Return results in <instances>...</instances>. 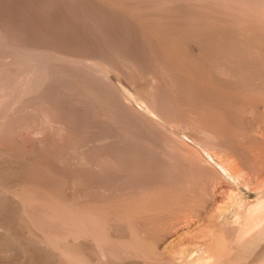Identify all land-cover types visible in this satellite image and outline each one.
I'll use <instances>...</instances> for the list:
<instances>
[{"label":"bare ground","instance_id":"bare-ground-1","mask_svg":"<svg viewBox=\"0 0 264 264\" xmlns=\"http://www.w3.org/2000/svg\"><path fill=\"white\" fill-rule=\"evenodd\" d=\"M0 264H264V0H0Z\"/></svg>","mask_w":264,"mask_h":264}]
</instances>
